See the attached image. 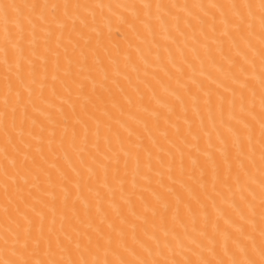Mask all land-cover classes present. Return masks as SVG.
I'll list each match as a JSON object with an SVG mask.
<instances>
[{"label": "bare ground", "instance_id": "1", "mask_svg": "<svg viewBox=\"0 0 264 264\" xmlns=\"http://www.w3.org/2000/svg\"><path fill=\"white\" fill-rule=\"evenodd\" d=\"M260 2L0 0V264L261 259Z\"/></svg>", "mask_w": 264, "mask_h": 264}, {"label": "snow or ice", "instance_id": "2", "mask_svg": "<svg viewBox=\"0 0 264 264\" xmlns=\"http://www.w3.org/2000/svg\"><path fill=\"white\" fill-rule=\"evenodd\" d=\"M102 6L103 5H101V7ZM34 7H38V6H34ZM56 7H59V6H56ZM65 7H69V6L66 5ZM77 7H79V5H77ZM127 7H135V8H137L138 12L143 11V8L141 6L135 5V4L127 5ZM144 7H148L150 9L151 5H145ZM248 7H251V5H248ZM259 7L261 9V27H262V30H264V0H261ZM261 60H262V63H264V49L261 50ZM262 84H264V81H262ZM262 160H264V153H262ZM237 182L238 183L240 182L239 178H238ZM261 188H262V191H261L262 204H264V179L261 180ZM261 235H262V237H264V229H262ZM168 243L173 245V250H174L175 249V243L173 241H168ZM239 243H243V240L241 239L239 241ZM162 244H163V242L159 241L157 246L160 247L161 251H165L166 246H161ZM180 246H181V248L183 247L182 241H181ZM153 251H154V249H153ZM242 251L247 252L248 251L247 246H245V248L242 249ZM235 254L236 253H234V255ZM260 254H261L260 260L250 259L247 261H243L240 259H234L231 262V264H264V242H262V244H261ZM3 264H21V262L18 260L9 259L7 261H4ZM25 264H30V262H25ZM44 264H47V262H44ZM53 264H61V262L55 261V262H53ZM84 264H89V262L85 261ZM96 264H99V261H97ZM106 264H168V262L167 261H163V262H161V261H149L147 259H144V260H121L119 262L107 261ZM174 264H217V262H215V261L197 262V261H192V260L185 262V261L177 260L174 262ZM219 264H228V262L221 260V261H219Z\"/></svg>", "mask_w": 264, "mask_h": 264}]
</instances>
